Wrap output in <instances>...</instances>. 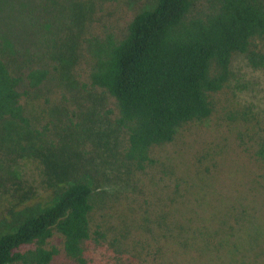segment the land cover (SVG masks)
<instances>
[{
	"label": "trees",
	"instance_id": "1",
	"mask_svg": "<svg viewBox=\"0 0 264 264\" xmlns=\"http://www.w3.org/2000/svg\"><path fill=\"white\" fill-rule=\"evenodd\" d=\"M125 1L0 3V27L10 26L0 29V196L23 188L20 161L43 172L39 189L20 203L43 209L0 237V264H53L62 253L85 264L88 241L102 236L92 225V187L46 173L51 123L36 127L27 111L30 94L64 61L84 91L105 98L103 115L120 131L125 163L137 176L156 177V257L170 241L188 246L178 209L194 183L172 165L178 152L169 147L213 114L236 55L264 62V0H153L133 11ZM245 136L264 172V123Z\"/></svg>",
	"mask_w": 264,
	"mask_h": 264
},
{
	"label": "rangeland",
	"instance_id": "2",
	"mask_svg": "<svg viewBox=\"0 0 264 264\" xmlns=\"http://www.w3.org/2000/svg\"><path fill=\"white\" fill-rule=\"evenodd\" d=\"M152 3L125 1L129 11ZM59 67L30 94L27 111L36 127L51 123L47 142L54 141L55 149L45 143L46 173L68 184L84 181L93 189L92 225L102 236L94 233L88 241L85 264H264V172L242 140L264 123V62L236 55L228 86L215 96L213 114L186 126L175 147H169L178 152L172 165L194 183L178 209L189 242L182 247L170 241L157 257L156 177L135 175L117 151L120 131L103 115L105 98L84 91L68 61ZM18 167L23 188L0 196V237L43 209L20 205L25 192L39 189L43 172L21 161ZM53 264L81 263L62 253Z\"/></svg>",
	"mask_w": 264,
	"mask_h": 264
}]
</instances>
